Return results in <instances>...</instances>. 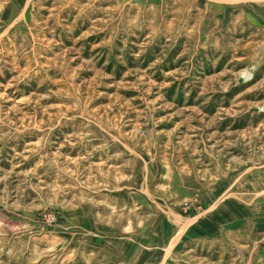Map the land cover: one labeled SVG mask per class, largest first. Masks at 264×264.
<instances>
[{
	"label": "rangeland",
	"instance_id": "rangeland-1",
	"mask_svg": "<svg viewBox=\"0 0 264 264\" xmlns=\"http://www.w3.org/2000/svg\"><path fill=\"white\" fill-rule=\"evenodd\" d=\"M263 106L264 0H0V264H264Z\"/></svg>",
	"mask_w": 264,
	"mask_h": 264
},
{
	"label": "bare ground",
	"instance_id": "bare-ground-1",
	"mask_svg": "<svg viewBox=\"0 0 264 264\" xmlns=\"http://www.w3.org/2000/svg\"><path fill=\"white\" fill-rule=\"evenodd\" d=\"M243 79L246 81L247 79H249V75L248 74L243 75ZM263 108H264V106H263Z\"/></svg>",
	"mask_w": 264,
	"mask_h": 264
}]
</instances>
